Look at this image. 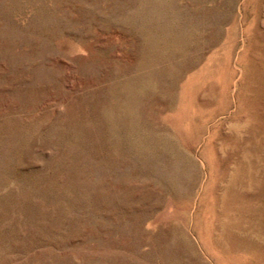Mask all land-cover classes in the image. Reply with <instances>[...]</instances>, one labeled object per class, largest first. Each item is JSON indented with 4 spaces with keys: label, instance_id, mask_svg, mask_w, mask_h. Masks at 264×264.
<instances>
[{
    "label": "rangeland",
    "instance_id": "obj_1",
    "mask_svg": "<svg viewBox=\"0 0 264 264\" xmlns=\"http://www.w3.org/2000/svg\"><path fill=\"white\" fill-rule=\"evenodd\" d=\"M0 264H264V0H0Z\"/></svg>",
    "mask_w": 264,
    "mask_h": 264
},
{
    "label": "clouds",
    "instance_id": "obj_2",
    "mask_svg": "<svg viewBox=\"0 0 264 264\" xmlns=\"http://www.w3.org/2000/svg\"><path fill=\"white\" fill-rule=\"evenodd\" d=\"M230 127H231V125H230Z\"/></svg>",
    "mask_w": 264,
    "mask_h": 264
}]
</instances>
